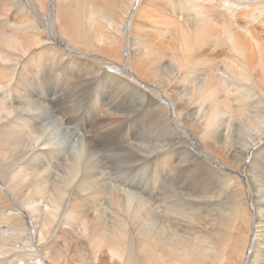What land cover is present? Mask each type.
Returning <instances> with one entry per match:
<instances>
[{"label": "bare ground", "instance_id": "6f19581e", "mask_svg": "<svg viewBox=\"0 0 264 264\" xmlns=\"http://www.w3.org/2000/svg\"><path fill=\"white\" fill-rule=\"evenodd\" d=\"M156 1L161 0H117L113 5H108L109 0H0V158L5 159H0V175L8 176L9 188L8 205L0 213L10 230L0 239V250L6 242L14 248L9 256H0V264H53L43 251L47 243L55 246L58 241L47 234L48 223H60L68 214L91 221L111 217L103 207L108 190H115L111 176L125 164L137 162L135 168H157L152 191L142 194L151 204L139 196L138 203L123 206L139 217L145 211L142 219H153L140 231L143 243L153 242L158 249L145 247L152 261L159 264V250L170 247L168 259L174 264H264V54L260 50L253 59L263 74H257L260 86L235 80L249 106L235 107L239 112L232 114L237 118L231 115L225 124L214 121L205 129V143L196 140L183 122L163 112L159 85L151 87L138 77L154 72L161 81L156 74L163 56L155 46L144 45L138 32L133 37L128 33V28L138 25L131 21L135 14L158 16L159 5H149ZM13 11L27 17L10 21L14 27L3 25L8 19L4 12ZM105 19L109 30L114 26L115 37L112 44L101 45L97 38ZM212 20L219 26V20ZM234 37L229 45L234 48L233 61L239 70L247 69L244 51ZM123 54L138 73L122 60ZM235 72L229 73L230 80ZM146 91L151 92L148 103ZM129 120L122 132L119 127ZM81 128L84 135H73ZM208 145L213 150H207ZM178 162L187 175L178 172L174 164ZM149 178L152 181V175ZM11 179H17L13 191ZM161 182L166 185L160 190L165 194L163 207L170 212L163 219L151 206ZM33 183L41 186L32 189ZM173 185L179 186L177 192ZM208 212L211 217L203 218ZM121 238L116 233L107 236L115 246L114 259L128 264L132 251L118 250Z\"/></svg>", "mask_w": 264, "mask_h": 264}, {"label": "rangeland", "instance_id": "374dc122", "mask_svg": "<svg viewBox=\"0 0 264 264\" xmlns=\"http://www.w3.org/2000/svg\"><path fill=\"white\" fill-rule=\"evenodd\" d=\"M193 1L161 0L160 2L156 1L149 4L159 5L160 10L158 11V16L154 18L153 13L142 12L135 14L134 17H131L132 20H130L138 22V25L135 27L133 22L134 27L128 28V33L131 37H133V34L138 32L140 34L138 37L143 41L144 45L155 46L154 49H156L157 52L163 56L161 60L162 66L160 67V73L156 74L158 79H161V81H157L155 79V76L153 75L154 72L152 74L147 72L151 77L146 75L145 72L139 74V79L144 83L149 84L151 87L159 85V90L163 93V112H168L167 114L171 118L177 117L181 123L183 122L182 124H184L186 128H189L188 130L193 132L196 136V140H203L205 143V129L210 125H213L214 121H219L220 123L225 124L227 119H231V115H233L232 113L237 111L239 112V109H237L238 106H249V98L246 97L242 100L240 96L241 94L236 88L235 80H245L251 84L256 83V85L260 86V83L257 80V74H263L259 68H257L256 62H253V59L259 54L260 50L264 54V0H207V2L205 0V5L203 3L204 0ZM115 3H117V0H109L108 5H113ZM116 7L114 15L117 22H119L121 15H117ZM144 7L146 9L148 5H144ZM13 12H4L6 14L5 17L8 19L3 21V25L7 24V26H13L10 21H17L19 19L24 21L27 17V15L21 11H15V14ZM121 12L123 15V12L125 11ZM164 14L168 16V21L163 17ZM21 17L24 18L21 19ZM213 17L219 20V26L215 25V21L212 20ZM101 26L102 34L97 38L98 42L101 45L112 44V38L115 37L113 34L114 26H111L112 31L109 30L106 19L103 20ZM210 31H213V33H209ZM248 31L251 32L250 36H248ZM233 36H235L234 39L240 43L239 45L244 51L245 59L248 62L247 66L251 68L247 67L246 69L245 67L239 70V68L236 67L233 61L234 48L233 46H229ZM133 54L134 55H131L132 58H136L134 51ZM122 60L128 62L132 70L138 73L124 54ZM234 69H236V72ZM60 72L61 71L58 70L56 73L58 77H61L59 76L61 75ZM230 72H235L233 80L228 78ZM37 76L41 77V74H38ZM261 80L263 81L262 89L264 90V78H261ZM69 82L71 83L72 81L70 80ZM166 88L167 91L164 92L163 90ZM234 91L236 93H234ZM144 94L146 96V103H148L151 97V92L146 91ZM244 101L246 102L244 103ZM150 106L154 105L151 104ZM230 106L232 107L230 108ZM190 110L194 112V117L191 116ZM86 111L87 107L84 112ZM103 116L104 115L101 114L99 119H102ZM232 118L236 119L237 116L233 115ZM120 121L124 120H114L112 122L117 123ZM205 123H208V125L205 126ZM128 124H130V120L123 122L119 129L123 132ZM197 126L199 127L198 130ZM74 130L72 132L73 135L82 136L86 133L83 128L79 131H77V129ZM166 137L163 138L164 142L162 141L161 144L164 143L165 145L168 143V138ZM207 150L213 149L210 145H208ZM0 159L5 160L3 158ZM60 162L62 161L59 160L58 164ZM137 163H133L132 165L134 166L135 164L136 166ZM174 164L177 167L179 166V173L187 175L182 169L180 170L179 162ZM132 165L129 163L125 164L123 170L119 168L118 171H115L111 176L112 182L109 183L111 186L115 187V190H108L107 195L104 198L108 201V199L113 196L112 202L108 201V204H106L105 201L103 205V207L106 208L105 210H108L111 214V217H108L107 219L103 218L104 221H91L88 218H84L85 220H79L77 216H72L70 218L71 214H68L63 217V220L60 223H54L53 226L48 223L47 234L53 239L58 240L56 243L58 246L53 245V247L51 243L49 245H47V243L44 246L45 248L43 247V251L46 252V254H44L45 256L48 253V259L51 260L53 264H91L93 261L95 262L94 264H123L122 262L114 259L117 258L116 255H114V252H116L114 250L115 246L112 245V241L107 239V236L112 233L122 234L121 240L118 241V250L125 247L128 248L129 251H132L129 254L130 262H128V264H158L157 260H151V257L147 252L148 250L146 251L145 249V247L148 246V248L150 247V249L158 251L155 243H143L142 232L140 233L141 230L143 231L145 227L144 225L149 224L153 219H150L151 221L142 219L145 211H140L141 216L139 217V215L135 214L140 213H135L134 209H130L134 210V212L126 211L123 206L124 204L138 203V201L141 200L139 196L141 198L144 197L143 199L150 203L147 196L154 187V181L156 179L154 180L153 176L155 170L157 171V168H155V165L148 167L137 166L136 168ZM177 167L172 166L173 170H176ZM8 175H11V172L10 174L8 173ZM151 175L152 181L149 178ZM0 177L4 178L3 180H0V183L3 185V187L0 188V208L6 210L8 201L5 192L9 190L6 185L8 176L4 177L0 175ZM10 183L12 186L11 191L17 188V179H11ZM159 184L160 187H157L158 192L153 198H151V201L153 202L151 206L153 207L155 213L157 212L158 216H161V219H163V217L167 218L169 216L168 213L170 212L168 209L165 210L163 207L162 200L165 199V194L160 192V190H163L164 187V190H166V185L162 182ZM38 186L41 185H35V183H33L31 188L35 189ZM116 186L122 190H118ZM178 187V185H173V191L175 190V192H177ZM129 190L134 191L131 193L132 196H130L129 193L131 191ZM71 192H73V190ZM87 193L88 192H83V194ZM142 194H147V196H143ZM52 195L54 196L55 193ZM66 196L67 195L62 197V201L66 198ZM77 196L78 195L75 196V199ZM75 199L71 200V205L76 203L74 201ZM119 203L120 205L118 206ZM125 213L129 215L124 217L123 215ZM32 214L36 215L38 213L32 212ZM2 216L3 215L0 213V239L10 235V230L5 227L1 218ZM44 216L45 215H39L37 217L44 219ZM202 216L205 219L211 217L209 212L208 214H202ZM192 222L194 221L192 220ZM200 222L202 223V220H200ZM111 225H115L114 230ZM203 226L204 224H201L197 227L201 228ZM83 227H85V229ZM86 228L88 229L86 230ZM104 229H106V231ZM33 235L34 234H30V237ZM11 245V242H6L2 250H0V256H9L14 249ZM167 249L171 248L169 247ZM167 249L161 248V250H159L162 253L159 264L175 263L168 259V255L171 252ZM95 258L97 260H95Z\"/></svg>", "mask_w": 264, "mask_h": 264}]
</instances>
